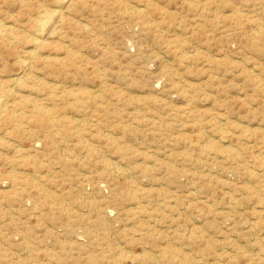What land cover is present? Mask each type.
<instances>
[{
  "label": "rangeland",
  "instance_id": "1",
  "mask_svg": "<svg viewBox=\"0 0 264 264\" xmlns=\"http://www.w3.org/2000/svg\"><path fill=\"white\" fill-rule=\"evenodd\" d=\"M0 24V264H264V0Z\"/></svg>",
  "mask_w": 264,
  "mask_h": 264
},
{
  "label": "bare ground",
  "instance_id": "2",
  "mask_svg": "<svg viewBox=\"0 0 264 264\" xmlns=\"http://www.w3.org/2000/svg\"><path fill=\"white\" fill-rule=\"evenodd\" d=\"M48 16V15H47ZM48 20H50V18H48ZM44 21V20H43ZM41 21L40 22V25L41 24H43L44 23V25L46 24V22L44 21ZM50 22H51V20H50ZM43 25V26H44ZM46 26V25H45ZM0 33L1 34H4V35H6V34H9V33H11V26H8V25H6V24H0ZM1 101V100H0ZM3 107V106H2Z\"/></svg>",
  "mask_w": 264,
  "mask_h": 264
}]
</instances>
